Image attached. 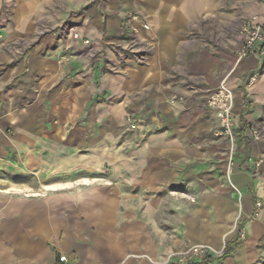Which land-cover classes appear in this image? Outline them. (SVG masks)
<instances>
[{"label": "crops", "instance_id": "1", "mask_svg": "<svg viewBox=\"0 0 264 264\" xmlns=\"http://www.w3.org/2000/svg\"><path fill=\"white\" fill-rule=\"evenodd\" d=\"M132 13L151 26L142 66H60L57 32L23 58L0 51V264H152L186 243L212 249L205 264L264 258V177L251 173L259 153L245 133L261 118L264 63L238 60L236 38L242 19L264 16V0H0V36L72 16L86 37L123 42ZM224 79L233 147L207 107ZM121 103L138 116L126 141Z\"/></svg>", "mask_w": 264, "mask_h": 264}, {"label": "rangeland", "instance_id": "2", "mask_svg": "<svg viewBox=\"0 0 264 264\" xmlns=\"http://www.w3.org/2000/svg\"><path fill=\"white\" fill-rule=\"evenodd\" d=\"M132 15H137L144 20L141 14L132 13ZM130 15L125 18L123 23H125V30L131 29L130 34L125 41H106L105 39L95 41L83 34V29L81 28V22L79 19L71 18L65 20H56L51 18H41L36 24V33L33 36H27L23 38H13L10 40H5L0 36V51L11 56L13 59H19L25 57L28 53L29 45L31 44H41L46 42L51 35L57 32V43L63 45L64 49L59 55L58 63L60 66H69L74 60L86 62L88 64V69L95 68L96 66H101L103 73H117L120 67L125 64L136 63L138 65H143L150 53V48L148 45V32L141 29V25H136L137 28H132L128 25L130 20ZM5 21L9 22L10 19L6 18ZM127 23V24H126ZM143 24V23H142ZM80 34L78 39L75 38V34ZM146 33V34H144ZM144 35H147L146 38ZM232 37V36H231ZM237 38V36H236ZM232 38V39H236ZM90 43H85V41ZM49 42V41H48ZM50 43V42H49ZM110 94H102L99 96L98 100L105 103L110 109L113 99ZM121 122H120V139L121 141H126L128 137H132V132L129 127L135 125L136 118L138 117L133 113L132 109H128L127 105L121 103ZM264 102L260 107L261 118L257 122H262L264 125V116L262 114V108ZM77 125L70 124V127L75 128ZM107 133H110L106 131ZM258 157L257 159H263L262 171L259 177H264V139L261 143L257 144ZM245 238H241L244 240ZM188 244V243H186ZM167 257V256H166ZM60 258V257H59ZM165 257H160L152 260V264H158ZM57 264H61L58 262ZM258 264H264V258L259 260Z\"/></svg>", "mask_w": 264, "mask_h": 264}, {"label": "built area", "instance_id": "3", "mask_svg": "<svg viewBox=\"0 0 264 264\" xmlns=\"http://www.w3.org/2000/svg\"><path fill=\"white\" fill-rule=\"evenodd\" d=\"M130 15L133 22H142L146 31L151 30V26L137 15ZM80 34L76 33L75 38L78 39ZM237 40L240 48L237 52L238 60L246 58H256L264 63V16L255 15L253 17L244 18L240 21L237 31ZM85 43H90L88 40ZM257 75L253 74L249 78L248 85H253L257 81ZM183 98H175V101H182ZM207 107L213 111L219 121V128L216 136L228 141L233 147L236 141L237 120L235 117V97L232 89L229 87L226 79L222 80L218 87L213 90L207 99ZM264 116V106L262 108ZM247 138L254 144H259L264 139V125L262 122H250L245 127ZM263 159H256L251 167V173L255 177H259L262 171ZM263 210V202L257 200L255 204V217H258ZM245 231H241L240 238H245ZM212 249L205 245L185 244L183 248L175 252L158 264H193L202 261L212 254ZM61 264H68L69 259L65 255L59 258Z\"/></svg>", "mask_w": 264, "mask_h": 264}, {"label": "trees", "instance_id": "4", "mask_svg": "<svg viewBox=\"0 0 264 264\" xmlns=\"http://www.w3.org/2000/svg\"><path fill=\"white\" fill-rule=\"evenodd\" d=\"M228 255V251H226L220 258H224L225 256ZM207 262V258L202 260L201 263H198V262H194L193 264H205Z\"/></svg>", "mask_w": 264, "mask_h": 264}, {"label": "bare ground", "instance_id": "5", "mask_svg": "<svg viewBox=\"0 0 264 264\" xmlns=\"http://www.w3.org/2000/svg\"><path fill=\"white\" fill-rule=\"evenodd\" d=\"M86 183H88L89 181H85ZM61 186V185H60ZM65 186V185H64Z\"/></svg>", "mask_w": 264, "mask_h": 264}]
</instances>
